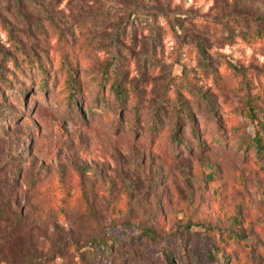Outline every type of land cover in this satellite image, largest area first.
Wrapping results in <instances>:
<instances>
[{"label":"rangeland","instance_id":"374dc122","mask_svg":"<svg viewBox=\"0 0 264 264\" xmlns=\"http://www.w3.org/2000/svg\"><path fill=\"white\" fill-rule=\"evenodd\" d=\"M259 134L264 0H0V264H264Z\"/></svg>","mask_w":264,"mask_h":264},{"label":"trees","instance_id":"16d2710c","mask_svg":"<svg viewBox=\"0 0 264 264\" xmlns=\"http://www.w3.org/2000/svg\"><path fill=\"white\" fill-rule=\"evenodd\" d=\"M113 90L117 94L118 97L123 98L125 95L124 87L122 85V79L117 76L115 79V82L113 84ZM255 108L254 106L250 107V113H254ZM253 145L254 149L257 152L258 156L264 160V141L262 135H257L253 138ZM6 221L7 222V196L2 191H0V263L4 260H6V249L4 246V243L6 242L7 237V227L3 226L1 222ZM150 233V231H147ZM93 248H89L86 251H89L90 254L94 257L103 256L104 255V248H101L99 245L93 244ZM81 252H85V250H82ZM35 260H30V264H35Z\"/></svg>","mask_w":264,"mask_h":264}]
</instances>
